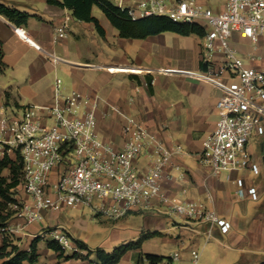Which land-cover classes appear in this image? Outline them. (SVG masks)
Segmentation results:
<instances>
[{"label": "crops", "instance_id": "0c3cea01", "mask_svg": "<svg viewBox=\"0 0 264 264\" xmlns=\"http://www.w3.org/2000/svg\"><path fill=\"white\" fill-rule=\"evenodd\" d=\"M197 1L215 12L223 9L227 3V0ZM0 2L30 14L28 22L22 25H17L0 14V48L4 51L3 61L6 64L3 70L0 69V105L9 103L11 110L13 106H22L24 102L52 104L56 96V81L51 80L52 72L60 68L62 62L67 63L72 86L91 96H98L102 102V112L108 109L106 102L116 104L124 112L144 121L166 144L183 145L184 152L176 161L179 168L172 170L177 177L165 178L163 181L166 193L180 199L200 201L205 199L210 208L232 222V229L226 233L230 240L233 238L246 242L250 246L246 254L253 257L258 251L264 252V215L259 213L260 218L256 221L254 217L258 209L255 206L254 213L251 212L249 202L251 197L240 198L236 194L233 179L242 176L243 173L233 172L231 181H225L222 176L213 175L209 165L202 162L199 155L202 139L215 128L219 116L216 102L222 94L220 88L214 84L188 74L204 70L201 66L203 36L197 33L183 35L174 31H164L146 38L122 37L105 13L98 6H94L93 14L100 20L106 32L103 36L93 22L79 20L74 16L72 9L51 4L47 0H0ZM95 7H98L101 13H98ZM63 23L67 25V36L54 41L55 27ZM16 27L24 32L20 34ZM232 43L246 60L250 59L247 60L249 64L253 63L252 60L261 61L256 67L264 69V36L258 41H252L242 31H235ZM49 52L55 53L62 60L53 61ZM121 66L137 67L144 71L151 69L152 72L140 74L125 71L126 69L115 71L107 69ZM162 68L167 71H155ZM152 79L155 82L146 85V81ZM138 85L141 86V92L135 94ZM132 95L135 96L133 101L130 100ZM2 115L3 111L0 110V118ZM123 123V117L117 113L108 116L100 114L98 118L100 136L111 141L117 148H122L125 141ZM5 154L15 158L14 150L9 149L1 139L0 127V158ZM147 161V157H142L139 163L145 166ZM53 173L54 178L57 171L54 170ZM2 174L9 176V168H5ZM244 174L246 178L250 175L248 171ZM246 184L250 183L246 181ZM260 186L258 189L261 197L264 194V175L261 177ZM16 196L22 201L27 200L24 191H20ZM103 204V200L94 199L91 204L79 203L72 207L88 206L97 212V215H108L107 217L114 221L139 212L168 213L166 207H160L159 202L154 200L151 210H129L115 218L102 209ZM159 208L161 210H158ZM11 209L14 213L7 222L6 232L11 235L14 242L21 249H30L34 239L36 237L39 239L38 260L34 264H100L96 256L97 249L88 248L85 252H80L87 257H73L70 251H65L64 256L60 257L59 252L48 246V241L54 239L47 231L54 227L63 228L75 242L80 240L86 243L87 238L85 236L84 240L81 238L83 227L86 225L74 220L73 217L67 219L66 216H62L59 213L60 209L48 211L41 219L32 223H28L26 218L20 215L19 210L13 206ZM184 221L191 223L193 225L191 227L196 229L207 228L209 225L200 220ZM247 228L246 234L243 233L242 231L245 232ZM154 229L160 232V228ZM219 234L222 233L215 227L213 235ZM3 236L4 232L0 228V246L3 244ZM145 241L141 248L136 249L143 254L162 255L157 251H145L143 248ZM136 249L126 252L115 264H135L138 258L134 254ZM91 253H94L95 260L91 259ZM175 253L179 254L178 251ZM141 261L143 257L140 256L137 263ZM23 264L32 263L25 260Z\"/></svg>", "mask_w": 264, "mask_h": 264}, {"label": "built area", "instance_id": "2783aa9c", "mask_svg": "<svg viewBox=\"0 0 264 264\" xmlns=\"http://www.w3.org/2000/svg\"><path fill=\"white\" fill-rule=\"evenodd\" d=\"M113 1L132 19L165 15L177 22L197 23L205 28L202 61L206 66L200 72L188 74L214 84L222 94L216 102L219 116L215 128L202 139L201 161L209 165L213 175L229 172L228 179H232L233 172L264 171L260 160L255 161L248 148L251 135H264V69L249 64L232 43L235 31H242L252 41L264 35V0H227L219 12L197 0ZM20 29L16 27L22 34ZM67 34L66 24L57 25L53 39L58 41ZM48 54L55 62L62 60L55 53ZM127 68L140 74L152 72L132 66L107 69ZM154 82L152 79L151 83ZM61 84L62 79L57 78L55 101L50 105L31 103L11 110L9 103L0 105L1 139L9 149L19 147L23 157V191L27 200L15 196L18 203L11 206L28 223L41 219L44 210L91 204L98 197L110 199L111 204L104 203L102 209L115 218L129 210H151L155 200L169 213L209 223L210 236L215 227L222 234L232 229V222L204 201L180 199L163 189L165 178L177 177L172 170L179 168L176 161L184 152L182 144H166L144 121L116 104L106 102L108 109L102 112L98 96L78 89L64 94ZM140 92L138 85L135 94ZM111 113L124 119L122 148L103 139L98 131L99 115ZM142 157L148 159L145 166L139 163ZM54 170L57 173L53 178ZM233 181L238 197L259 199L258 187L247 185L246 176H237ZM47 233L64 251L82 252L66 232L50 228ZM191 254L196 264L201 254L197 249ZM173 258L179 259L180 255L175 253Z\"/></svg>", "mask_w": 264, "mask_h": 264}, {"label": "rangeland", "instance_id": "374dc122", "mask_svg": "<svg viewBox=\"0 0 264 264\" xmlns=\"http://www.w3.org/2000/svg\"><path fill=\"white\" fill-rule=\"evenodd\" d=\"M95 8L98 13H101V10L98 7ZM201 50L203 51L202 47ZM247 60L250 59L247 58ZM252 61V64L255 66L261 64V61ZM70 76L71 73L69 67H67V63L62 62L60 68H57V70L52 72L51 80L52 82H55L57 78H61V91L64 94H69L76 89L72 86V78ZM27 104H30V102L23 103V105ZM248 148L252 158L258 162L257 153L260 148L262 150L264 148V135H258L256 133L251 135L248 141ZM244 172L246 173L247 171H240L241 174L243 173L242 176H245ZM228 173L229 172H223L220 176H222L225 181H231L228 179ZM263 175V170L258 174L252 172L248 176L247 182L261 188L260 182ZM95 199L103 200V198L98 197ZM103 201L104 203H108L110 199L106 198ZM203 201L206 203L205 199ZM249 202L252 213H254L255 206L257 207L256 209H258V212L255 211L257 213L254 217L257 221L260 218L259 213L264 215V194H262L258 200L250 198ZM51 210L53 209L44 210L43 215ZM59 213L62 216H66L67 219L73 217L74 220L86 225L83 227L84 231L81 238L82 240H84V236L87 238L85 242L87 243L88 248L92 250L104 248L108 251H112L114 248L123 243L138 239L144 232L147 233L149 230L154 232V230H157L154 228H160V232L162 234L157 235L153 239H148L143 245L144 250L147 252L157 251L162 254V259L158 262V264H194L192 261L193 256L191 254L193 249H197L201 254L199 261L196 264H260L264 261L263 251H258V254L254 257L252 255H248L246 253L248 252L250 246L246 242L239 239L235 240L233 238L230 240L226 234L210 236L209 225L207 228L196 229L191 227L193 226L191 223H185L184 220L187 218L184 219L180 215H176L174 213H159L157 211L146 213L139 212L128 215L125 218H120L116 221L109 219L107 217L108 215H97V212L92 211L88 206L77 208L64 205L59 210ZM252 222L250 225H252ZM54 228L65 232L61 227ZM247 230L248 228L245 232H242L246 234ZM81 250L83 252L86 251L82 248ZM177 251L180 254V258L174 259V253ZM88 252L89 251H87V253ZM93 254L94 253H91V259L95 260V256ZM134 254L138 257L136 258L137 260L135 261V264H138L137 261L141 254L143 255L144 264H151L148 258L141 253L140 250H134Z\"/></svg>", "mask_w": 264, "mask_h": 264}, {"label": "trees", "instance_id": "16d2710c", "mask_svg": "<svg viewBox=\"0 0 264 264\" xmlns=\"http://www.w3.org/2000/svg\"><path fill=\"white\" fill-rule=\"evenodd\" d=\"M47 2L72 9L77 19L93 22L103 36H105L106 32L100 20L93 14L94 6H98L105 13L112 25L120 31L122 37L146 38L164 31H174L183 35L191 33H197L201 36L205 35V28L200 24L177 22L165 15H149L132 19L127 11H123L113 0H47ZM0 14L5 15L17 25L26 24L30 17L29 13L11 7L4 2H0ZM3 57L4 51L0 48V69L2 70L6 66ZM201 66L205 68L206 65L202 62ZM13 150L15 158L10 157L8 154L0 158V228H6L8 220L14 213V210L11 209V204L18 203L15 196L23 190V157L19 147H15ZM5 168H9V176L2 174ZM3 232V244L0 246V264H23L25 260H29L34 264L38 260V237L34 239L30 249H21L6 230ZM159 234H161L159 231L142 234L138 239L123 243L112 251L99 248L96 250V256L100 264L118 263L126 252L141 248L147 238ZM76 243L80 248L88 249L87 244L83 241L79 240ZM48 246L59 252L60 257L64 256L65 251L56 240L48 241ZM90 252L93 251L90 250ZM144 255L151 264H158L162 259L161 255L153 253H144ZM72 256L87 257V255L80 253H73ZM260 264H264V261Z\"/></svg>", "mask_w": 264, "mask_h": 264}, {"label": "water", "instance_id": "95a60500", "mask_svg": "<svg viewBox=\"0 0 264 264\" xmlns=\"http://www.w3.org/2000/svg\"><path fill=\"white\" fill-rule=\"evenodd\" d=\"M262 166H263V169H264V148L263 150L260 148V152H259V156H258Z\"/></svg>", "mask_w": 264, "mask_h": 264}, {"label": "bare ground", "instance_id": "6f19581e", "mask_svg": "<svg viewBox=\"0 0 264 264\" xmlns=\"http://www.w3.org/2000/svg\"><path fill=\"white\" fill-rule=\"evenodd\" d=\"M20 31H22V32H24L23 30H20ZM26 36V35H25ZM130 68H127L125 71H131V70H129ZM136 72H138V70H135Z\"/></svg>", "mask_w": 264, "mask_h": 264}, {"label": "flooded vegetation", "instance_id": "af4514ba", "mask_svg": "<svg viewBox=\"0 0 264 264\" xmlns=\"http://www.w3.org/2000/svg\"><path fill=\"white\" fill-rule=\"evenodd\" d=\"M259 152H260V150H259ZM259 152H258V155L257 156H259Z\"/></svg>", "mask_w": 264, "mask_h": 264}]
</instances>
